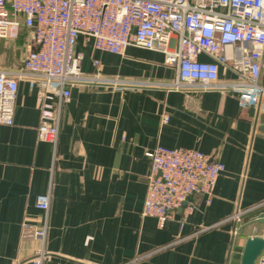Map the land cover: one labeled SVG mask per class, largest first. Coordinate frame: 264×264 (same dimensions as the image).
Returning a JSON list of instances; mask_svg holds the SVG:
<instances>
[{"label":"crops","instance_id":"obj_1","mask_svg":"<svg viewBox=\"0 0 264 264\" xmlns=\"http://www.w3.org/2000/svg\"><path fill=\"white\" fill-rule=\"evenodd\" d=\"M26 33L22 25L17 38H0L2 68L22 65L8 46ZM76 49L86 74L99 61L105 77L147 84L74 85L54 157L53 145L38 138L41 88L20 82L14 123H0V264H32L41 248L43 264H240L247 238L264 236V205L256 208L264 202V97L255 112L227 90H167L159 83L177 71L160 51L129 46L114 54L83 37ZM220 78L234 75L221 66ZM157 144L199 149L226 166L210 202L190 197L194 209H176L163 228L142 215L146 153ZM47 193L43 241L24 224L43 221L36 200ZM237 211L248 212L229 219Z\"/></svg>","mask_w":264,"mask_h":264},{"label":"built area","instance_id":"obj_2","mask_svg":"<svg viewBox=\"0 0 264 264\" xmlns=\"http://www.w3.org/2000/svg\"><path fill=\"white\" fill-rule=\"evenodd\" d=\"M22 25L30 31L22 65L0 69V123H14L20 82L39 86L38 138L53 145L54 157L62 109L74 85L147 84L105 77L98 72L99 61H94L96 71L86 74L84 55L76 49L80 37L114 54L129 46L164 53L177 71L174 80L159 83L167 90L223 89L236 93L242 108H256L264 97V0H0V38H17ZM221 66L234 78L222 80ZM168 119L165 115L163 121ZM146 155L150 170L142 215L156 218L161 228L176 209H194L190 197L207 195L210 202L226 169L199 149L157 144ZM36 206L45 218L24 229L44 241L50 194L39 195ZM247 212L237 211L229 219L240 221ZM44 254L41 248L32 264H43ZM256 264H264V252Z\"/></svg>","mask_w":264,"mask_h":264},{"label":"water","instance_id":"obj_3","mask_svg":"<svg viewBox=\"0 0 264 264\" xmlns=\"http://www.w3.org/2000/svg\"><path fill=\"white\" fill-rule=\"evenodd\" d=\"M256 112L255 108H251ZM264 217V214L261 215ZM264 252V236H249L245 242L240 264H256L257 258Z\"/></svg>","mask_w":264,"mask_h":264},{"label":"rangeland","instance_id":"obj_4","mask_svg":"<svg viewBox=\"0 0 264 264\" xmlns=\"http://www.w3.org/2000/svg\"><path fill=\"white\" fill-rule=\"evenodd\" d=\"M27 37V38H26ZM30 41V31L29 33H26L25 35H21L18 40H15L13 45L8 46L10 51L8 53L9 59L13 60V63L16 61V59H22L24 54L26 53L27 45ZM0 69H5V67H1Z\"/></svg>","mask_w":264,"mask_h":264}]
</instances>
